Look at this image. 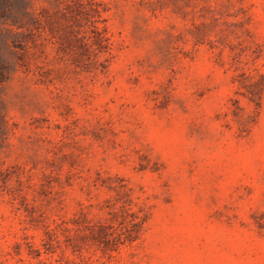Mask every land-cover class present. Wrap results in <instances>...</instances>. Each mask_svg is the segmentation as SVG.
<instances>
[{
    "label": "rangeland",
    "instance_id": "obj_1",
    "mask_svg": "<svg viewBox=\"0 0 264 264\" xmlns=\"http://www.w3.org/2000/svg\"><path fill=\"white\" fill-rule=\"evenodd\" d=\"M0 264H264V0H0Z\"/></svg>",
    "mask_w": 264,
    "mask_h": 264
},
{
    "label": "trees",
    "instance_id": "obj_2",
    "mask_svg": "<svg viewBox=\"0 0 264 264\" xmlns=\"http://www.w3.org/2000/svg\"><path fill=\"white\" fill-rule=\"evenodd\" d=\"M4 1H6V0H2V2H4Z\"/></svg>",
    "mask_w": 264,
    "mask_h": 264
}]
</instances>
